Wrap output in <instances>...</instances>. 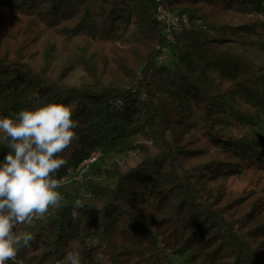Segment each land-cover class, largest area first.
Returning a JSON list of instances; mask_svg holds the SVG:
<instances>
[{
    "label": "trees",
    "instance_id": "trees-1",
    "mask_svg": "<svg viewBox=\"0 0 264 264\" xmlns=\"http://www.w3.org/2000/svg\"><path fill=\"white\" fill-rule=\"evenodd\" d=\"M159 4L187 15L171 37ZM228 44L264 51V0H0V116L38 95L79 137L55 174L63 206L17 226L35 241L11 264L73 244L81 264H264V62ZM131 152L145 158L127 168Z\"/></svg>",
    "mask_w": 264,
    "mask_h": 264
},
{
    "label": "clouds",
    "instance_id": "clouds-1",
    "mask_svg": "<svg viewBox=\"0 0 264 264\" xmlns=\"http://www.w3.org/2000/svg\"><path fill=\"white\" fill-rule=\"evenodd\" d=\"M77 127L69 106L38 95L32 107L15 116H0V140L8 149L0 160V264L15 262L20 248L35 241L34 233L17 226L31 225L51 208L63 206L55 174L66 164L62 154L79 140ZM86 208L82 200H75L72 219L78 220ZM57 264H81L78 245L73 244Z\"/></svg>",
    "mask_w": 264,
    "mask_h": 264
},
{
    "label": "rangeland",
    "instance_id": "rangeland-1",
    "mask_svg": "<svg viewBox=\"0 0 264 264\" xmlns=\"http://www.w3.org/2000/svg\"><path fill=\"white\" fill-rule=\"evenodd\" d=\"M173 33L174 32H172L171 35H173ZM227 47L236 52L246 53L250 55L257 63L264 62V51L258 47L244 46V45H238V44H228ZM156 60H157V63L166 64L167 66H170V67L173 65V61H174V59L171 57L169 53V49L167 50L164 49L163 54ZM80 75H81V72L79 71L74 72L72 76L70 77V81L73 83L77 82L79 80ZM263 125H264V122H263ZM224 131L228 133L234 132L232 128H227ZM144 158H145V154L143 153L131 152L130 155L124 161L123 165L127 168H130ZM221 181L224 182V184L228 187V189L233 190L235 192L241 191L246 186V183L239 177L221 178ZM47 214L48 213H46L45 216ZM8 264H11L10 261L8 262Z\"/></svg>",
    "mask_w": 264,
    "mask_h": 264
},
{
    "label": "built area",
    "instance_id": "built-area-1",
    "mask_svg": "<svg viewBox=\"0 0 264 264\" xmlns=\"http://www.w3.org/2000/svg\"><path fill=\"white\" fill-rule=\"evenodd\" d=\"M156 18L161 20L163 24L165 25V31L167 32L168 36L171 37V33L175 32L177 30H180L181 23H186L188 18L185 13H175L173 11L168 10L165 6L162 4L158 5L157 12H156ZM98 153H93L87 160V161H93Z\"/></svg>",
    "mask_w": 264,
    "mask_h": 264
}]
</instances>
